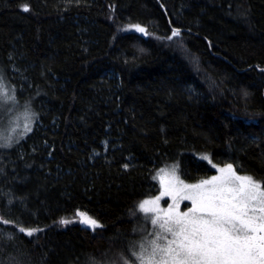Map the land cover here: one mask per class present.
<instances>
[{
	"label": "trees",
	"instance_id": "16d2710c",
	"mask_svg": "<svg viewBox=\"0 0 264 264\" xmlns=\"http://www.w3.org/2000/svg\"><path fill=\"white\" fill-rule=\"evenodd\" d=\"M0 74V264L123 262L165 167L264 187V0H0Z\"/></svg>",
	"mask_w": 264,
	"mask_h": 264
},
{
	"label": "rangeland",
	"instance_id": "374dc122",
	"mask_svg": "<svg viewBox=\"0 0 264 264\" xmlns=\"http://www.w3.org/2000/svg\"><path fill=\"white\" fill-rule=\"evenodd\" d=\"M11 89L0 74L3 145L30 124L7 99ZM156 180L160 191L140 205L144 227L134 230L139 233L129 243L130 255L106 264H262L253 253L264 229L263 186L232 174L188 185L174 166L160 170Z\"/></svg>",
	"mask_w": 264,
	"mask_h": 264
},
{
	"label": "flooded vegetation",
	"instance_id": "af4514ba",
	"mask_svg": "<svg viewBox=\"0 0 264 264\" xmlns=\"http://www.w3.org/2000/svg\"><path fill=\"white\" fill-rule=\"evenodd\" d=\"M254 257L261 258V263L264 264V229L260 231L259 242L254 249Z\"/></svg>",
	"mask_w": 264,
	"mask_h": 264
}]
</instances>
